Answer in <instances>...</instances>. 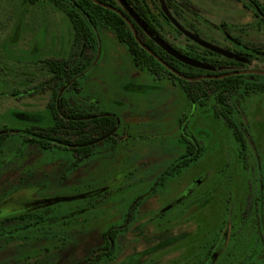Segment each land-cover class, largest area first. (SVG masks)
<instances>
[{
  "label": "rangeland",
  "instance_id": "obj_1",
  "mask_svg": "<svg viewBox=\"0 0 264 264\" xmlns=\"http://www.w3.org/2000/svg\"><path fill=\"white\" fill-rule=\"evenodd\" d=\"M172 2L168 16L179 31L161 20L179 47L196 42L235 59V47L264 48V23L236 1ZM97 34V58L77 86L65 84L60 93L85 113L117 116V136L77 166L70 151L7 139L0 151V264H89L114 228L115 255L98 264H264V235L252 228L264 214V95L230 103L244 124L248 148L241 153L213 100L189 103L177 81L136 68L112 30ZM73 38L69 18L52 2L0 0V134L53 125L49 64L69 59ZM192 137L202 147L200 161L157 186ZM21 215L34 220L6 222Z\"/></svg>",
  "mask_w": 264,
  "mask_h": 264
},
{
  "label": "trees",
  "instance_id": "obj_2",
  "mask_svg": "<svg viewBox=\"0 0 264 264\" xmlns=\"http://www.w3.org/2000/svg\"><path fill=\"white\" fill-rule=\"evenodd\" d=\"M29 1L31 3L50 1L69 18L74 31L73 47L68 60H53L49 64L56 85L52 100L48 105L52 114L53 125L1 133L0 151L10 136H25L26 143L39 146L41 149L70 151L76 159L75 164L77 166L80 161L93 156L94 149L98 144L115 140L120 128L117 116L85 113L71 106L69 101L60 93L65 84L70 83L72 87L77 86L78 79L84 75L90 68L91 62L97 58L100 45L97 32L99 27H105L112 30L119 42L127 47L136 68L148 71L158 78L166 75L177 81L191 104L205 106L213 100L215 117L222 120L233 132L240 152L245 153L248 147L243 131L244 126L234 119V109L230 103L232 99L238 96L264 95L263 75L245 72L236 73V75L224 79L200 78L205 73L204 70L181 62L147 38L138 26L134 24L135 28H133L129 24L127 14L125 16L116 9L115 0ZM125 1L132 5V0ZM136 1L138 4V9H135L137 15L154 33L169 43L176 51L194 60L199 59L192 52L170 43L166 36L167 31L162 26L158 16L141 11L143 6H140V0ZM87 53L93 55L90 60L86 57ZM211 55L216 59L206 60L205 63L208 65L223 68L229 62L223 58L222 61H216L217 58L221 59V57H217L214 53ZM187 141L186 155L181 156L168 167L164 175H161L157 186L164 185L171 178L178 176L200 161L203 152L200 142L194 137L187 139ZM32 220L34 217L31 215H21L7 219L6 222ZM41 222V219H36L34 224ZM119 234V229L115 228L105 231L102 235L104 245L101 247V252L89 264H98V261L114 256Z\"/></svg>",
  "mask_w": 264,
  "mask_h": 264
},
{
  "label": "flooded vegetation",
  "instance_id": "obj_3",
  "mask_svg": "<svg viewBox=\"0 0 264 264\" xmlns=\"http://www.w3.org/2000/svg\"><path fill=\"white\" fill-rule=\"evenodd\" d=\"M234 1H236L238 4H240L242 8H244L246 10L253 11L255 17L258 18L261 23H264V5L262 2H260L258 0H234ZM115 2H116V9L118 11L122 12L124 15L127 14V16L126 15L125 16L130 21L129 24L133 28H135L134 24L136 26H138L143 31V33L146 35L147 38L154 41V43L156 45H158L159 47H161L164 51H166V50L152 37V35L155 36L156 38H158L159 40H161L164 44L169 46L171 49H173L177 54L181 55L182 57L188 58L193 62H196V63H198L204 67H207V68H201V67L192 66L194 68L201 69V70L205 71V73L200 78H206V79H210V80L211 79H224V78H227L230 76H234V75H236V73H245V72L257 73V74L264 76V70L262 68L264 66V48H262V47L243 46L242 48L235 47L234 49H231V51L234 54H236L238 56V58H240V59L230 58V57L222 54L220 51L209 49V48L205 47L204 45L196 43V42H193L194 43L193 47H192L193 49H187V48L181 47V48H183L189 52H192L194 55H197V57L199 59L194 60L193 58L187 57V56L183 55L182 53L176 51L169 43L164 41L161 37H159L156 33H154L150 29V27L144 22V20L141 17H139L137 15V13L135 11V9H138L137 8L138 4H137L136 0H132V2H131L132 5L127 3L125 0H115ZM140 6H143V9L141 11H145L147 13H153L156 16H158V19L164 28H165V26H164L161 18L166 23H168L171 27L173 26V28H175V30L179 31L178 28L173 24L171 18L168 16V12H170V10H172V8H173L172 0H140ZM226 35H227V33H226ZM228 35H229V33H228ZM186 38L188 41H190V39L188 37H186ZM233 40L236 42L237 45H240V42H238L236 39H233ZM170 43H172V42H170ZM172 44H174V43H172ZM174 45H176V44H174ZM176 46H178V45H176ZM166 52L168 54L172 55L168 51H166ZM211 53L216 54L217 57L218 56L221 57V59L217 58L218 60H216V61H222V58H223V59H227L229 62H227V64L223 68H220V67H217L214 65H208L205 63L206 60L212 59V58L216 59V57L212 56ZM259 55H263V56L259 57ZM172 56H174V55H172ZM247 60L250 63H248ZM180 61L185 63L182 60H180ZM253 61L255 62V67H254V69H250V67H251L250 64ZM185 64H187V63H185ZM187 65H189V64H187ZM189 66H191V65H189ZM243 126H244V124H243ZM245 138H246V136H245ZM261 196H262V191H261ZM257 200H259V199H257ZM257 200L254 199L252 202L253 204L250 205L251 207L254 208L255 211L258 210V203H256ZM249 212H248V210H246L245 213L249 214ZM259 215L257 216V218L259 217ZM258 219L259 220L257 221L256 225L254 224L252 226V228L256 231H259L262 235H264V214L261 213V217Z\"/></svg>",
  "mask_w": 264,
  "mask_h": 264
},
{
  "label": "water",
  "instance_id": "obj_4",
  "mask_svg": "<svg viewBox=\"0 0 264 264\" xmlns=\"http://www.w3.org/2000/svg\"><path fill=\"white\" fill-rule=\"evenodd\" d=\"M112 9V8H110ZM151 34V33H150ZM152 35V34H151ZM152 37L166 50L168 51L169 53H171L172 55H174L175 57H177L178 59L184 61L185 63L191 65V66H194V67H201L203 68L204 66L196 63V62H193L191 61L190 59L188 58H184L182 57L181 55L177 54L173 49H171L169 46H167L166 44H164L161 40H159L158 38H156L155 36L152 35ZM223 54V53H222ZM225 55V54H224ZM228 56V55H227ZM230 57V56H228ZM230 58H233L232 56ZM237 59V58H236Z\"/></svg>",
  "mask_w": 264,
  "mask_h": 264
}]
</instances>
